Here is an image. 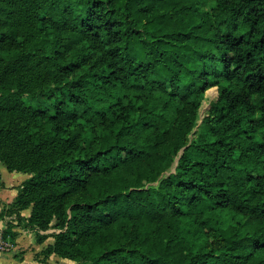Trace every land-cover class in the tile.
Wrapping results in <instances>:
<instances>
[{
	"label": "trees",
	"instance_id": "trees-1",
	"mask_svg": "<svg viewBox=\"0 0 264 264\" xmlns=\"http://www.w3.org/2000/svg\"><path fill=\"white\" fill-rule=\"evenodd\" d=\"M2 164L7 248L264 264V0H0Z\"/></svg>",
	"mask_w": 264,
	"mask_h": 264
},
{
	"label": "crops",
	"instance_id": "crops-1",
	"mask_svg": "<svg viewBox=\"0 0 264 264\" xmlns=\"http://www.w3.org/2000/svg\"><path fill=\"white\" fill-rule=\"evenodd\" d=\"M3 185L0 187V213L6 207L14 202L17 197L19 187L28 179L31 174L10 171L2 164L0 166ZM31 209H26L23 214L29 216ZM13 220L17 223L16 217L0 216V233L7 227L8 221ZM15 244H10L9 248L0 249V264H64L67 259L60 258L58 255L52 254L45 257L42 251L53 243L54 238L49 237L44 242H37L36 234L33 230L19 227L17 229Z\"/></svg>",
	"mask_w": 264,
	"mask_h": 264
},
{
	"label": "rangeland",
	"instance_id": "rangeland-1",
	"mask_svg": "<svg viewBox=\"0 0 264 264\" xmlns=\"http://www.w3.org/2000/svg\"><path fill=\"white\" fill-rule=\"evenodd\" d=\"M218 93L219 91H218L217 86H213L206 92L205 99L203 100V103L199 111V123H201L202 119L208 114L209 109L211 108L212 102L215 101L218 97ZM197 129L198 127H196L195 130ZM153 184H158V181ZM64 264H77V263L73 260L67 259V263H64Z\"/></svg>",
	"mask_w": 264,
	"mask_h": 264
},
{
	"label": "built area",
	"instance_id": "built-area-1",
	"mask_svg": "<svg viewBox=\"0 0 264 264\" xmlns=\"http://www.w3.org/2000/svg\"><path fill=\"white\" fill-rule=\"evenodd\" d=\"M8 245L9 244L5 240H3L2 233H0V249L4 250L7 248Z\"/></svg>",
	"mask_w": 264,
	"mask_h": 264
},
{
	"label": "water",
	"instance_id": "water-1",
	"mask_svg": "<svg viewBox=\"0 0 264 264\" xmlns=\"http://www.w3.org/2000/svg\"><path fill=\"white\" fill-rule=\"evenodd\" d=\"M184 149H185V148L182 149V152H183Z\"/></svg>",
	"mask_w": 264,
	"mask_h": 264
}]
</instances>
